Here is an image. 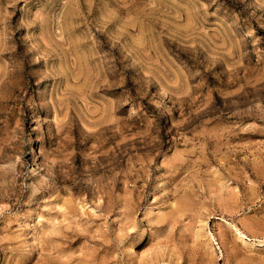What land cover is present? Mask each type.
<instances>
[{"label": "clouds", "instance_id": "obj_1", "mask_svg": "<svg viewBox=\"0 0 264 264\" xmlns=\"http://www.w3.org/2000/svg\"><path fill=\"white\" fill-rule=\"evenodd\" d=\"M0 264H264V0H0Z\"/></svg>", "mask_w": 264, "mask_h": 264}]
</instances>
